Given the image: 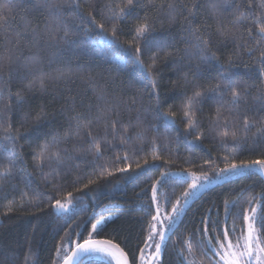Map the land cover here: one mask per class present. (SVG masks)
Returning a JSON list of instances; mask_svg holds the SVG:
<instances>
[{"label":"trees","instance_id":"1","mask_svg":"<svg viewBox=\"0 0 264 264\" xmlns=\"http://www.w3.org/2000/svg\"><path fill=\"white\" fill-rule=\"evenodd\" d=\"M62 2L72 7L61 13L65 24L57 26L46 10L41 13L34 7L42 0H0L12 41H5V33L0 29V55H7V47L19 58L12 65L5 63L0 67V89H3L0 108L10 103V108L0 113V147L9 144L2 138L9 116L14 130H29L28 138L17 142L23 163L17 161L12 175L0 180V264H61L57 248L62 242L70 245L68 251H71L90 234L93 239L120 244L131 261L135 258V264H140L139 249L144 248L151 215L156 214V204L152 201V186L156 181H160L159 200L171 210L177 198L183 201L182 193L191 183L176 176L177 173L212 174L214 167H224L226 155L239 162L257 159L264 153V142L253 143L258 130L264 129V109L257 99L264 92V75L259 64L264 41L257 45L259 36L255 29L260 0H252V9H248L247 0H234L241 8L223 16L213 14L210 5L223 4L224 0H138L136 10L122 21L108 19L111 15L108 5L122 6L127 0ZM170 2L177 5L175 10L167 7ZM161 4L164 6L160 7ZM9 7L11 12L7 10ZM241 11L246 19L237 36L248 41V47L254 49L251 54L246 48L238 47L242 40H224L217 32L222 25L230 26ZM90 12L96 24L103 23L106 31L88 23ZM190 13L195 15L192 28H200L206 37L211 36V51L219 57V63L201 65L206 70L200 72L196 67L200 57L195 53L176 63L174 57L165 60L160 53L157 69L161 103L157 111V101L149 95L148 81L141 79L142 69L132 64L134 48H142L145 66L152 63L150 58L157 52L158 43L168 45V52L176 54L180 50L183 55L188 47L185 41L192 39L185 30L189 25L184 20L185 16L192 18ZM145 17L152 23V31L147 41L135 40V26ZM217 19L221 20L220 25ZM113 23L119 34L115 42ZM248 27L253 28L254 37L248 36L245 30ZM50 31L55 33V38L48 37ZM16 41L19 43L13 47ZM33 57L39 59L38 65H31ZM229 61L239 65L232 71L245 82L247 104L241 105L238 115L225 113V127L223 119L219 125L214 123L218 104L206 99L193 117L196 127L189 128L182 104L185 95H192L193 90L174 89L172 82L183 83L185 73L196 71L200 76L197 83L206 89L228 70ZM41 77L44 87L40 86ZM29 81L35 82L31 88ZM15 93L24 97L22 106L12 95ZM224 98L229 100L230 94ZM168 112L174 115L166 123L160 113ZM76 117H80L82 124L91 121L90 128L77 129ZM245 118L252 125L247 131L243 126ZM114 121L115 132L111 130ZM37 126L39 131H32ZM232 130H237L241 138L234 154V142L230 138L225 142L220 135ZM53 138L62 141L60 163L45 161L39 169L33 155L39 145ZM94 140L101 144L99 158L90 150ZM7 160V155L0 154V171L7 167ZM121 168L126 170L118 171ZM161 173L168 175L161 178ZM90 180L95 183H89ZM262 194L264 175L247 172L203 191L186 206L166 237L161 264H181L179 252L184 247L183 241L192 235L195 244L205 227L209 229V237L220 235L225 227L231 228L233 221L239 228L243 223L242 211L251 214L252 208L257 212L264 210ZM56 199L65 205L71 200L74 209L57 211L52 207ZM225 201L236 202L235 206L229 205L228 216ZM97 221H101V228L98 234H93L92 225ZM82 261L109 264V257L88 256Z\"/></svg>","mask_w":264,"mask_h":264},{"label":"snow or ice","instance_id":"2","mask_svg":"<svg viewBox=\"0 0 264 264\" xmlns=\"http://www.w3.org/2000/svg\"><path fill=\"white\" fill-rule=\"evenodd\" d=\"M139 6L138 0H127L122 6L118 5H108V10L111 12V15L108 17L111 21H122L125 16L131 15L132 12L136 10ZM164 5L161 4L160 7ZM175 3H168L167 7L171 10H175ZM213 14H220L223 16L226 12L231 14L233 10H238L241 8L240 3H235L234 0H224L223 4H216L213 2L211 5ZM37 11L43 13L45 10L48 13L49 17L53 18L54 23L57 26L64 25L65 22L61 19V13L66 10L67 7H72V5H66L62 0H42V3L34 5ZM79 7V5H76ZM181 8H187V5H181ZM193 7H196L193 5ZM248 9H252V0H247ZM4 5H0V29H3L5 35L3 39L8 43H12L9 39L10 32L7 25V16L3 14ZM259 16L257 17V23L255 24L256 32L258 33L259 38L256 40L257 45L261 41H264V0H260L258 5ZM8 12H11L12 9L9 7ZM79 15V14H78ZM192 16L191 19L185 16L184 20L189 25L186 31L190 32L192 37L191 40H186L185 43L188 44L183 50V55L180 54V50H177L176 54L166 51L168 45L165 44H156L157 52L152 55L150 58L152 63L148 66H145L144 60L141 58L143 55L142 48L136 46L134 52L136 55L132 58V64L139 66L141 71V79L148 81L150 86L149 95L156 99L157 101V111L160 107V94L158 89L161 87L160 74L157 69V60L160 59V53H163V58L165 60L173 58V63H176L179 60H183L186 57L190 58L192 53H195L200 57V64H198L197 70L202 72L206 69H201V65H211L213 61L219 63V57L216 56L214 52L211 51V36H205V32L200 28H192V25L195 21L194 13H190ZM89 21L88 23L96 24L95 17L92 16V13H88ZM83 20V17H80ZM175 21V17H171ZM246 19L244 12H240L239 15L231 21V25H222L217 28V32L220 37L224 40L233 39L237 41L242 40V44H238V47L242 46L247 49V52L251 54L254 49L248 47V41L244 40L242 36H237L239 27L243 25L244 20ZM217 24H221V20L217 19ZM96 27L101 31H106L105 25L103 23L96 24ZM152 23L148 20L147 17L143 19L142 22L138 23L135 26V40L147 41L151 31ZM236 30L233 31L232 29ZM64 30V35L67 36L68 32L66 27ZM89 31L93 29L89 28ZM249 37H254V30L252 27L245 29ZM48 37L50 39L55 38L54 32H48ZM36 37L35 29L33 30V39ZM112 40L113 42L119 40L118 28L115 23L112 27ZM19 41L13 43V47L18 45ZM7 55H0V67L6 63L12 65L16 62L18 57L14 55L12 49L5 47ZM39 59L33 57L31 59V65L35 66L39 64ZM259 64L261 66L260 72L264 75V47L260 49ZM239 65L234 61L228 62V70L220 74V79L213 85L204 89L200 84L197 83L200 76L196 71H190L185 73L183 76V83L179 81L172 82L174 89H187L191 88L192 95H185L184 102L182 104V110L184 117L187 119V124L189 128L194 129L197 125V121L193 119L198 111H200V105L207 99L215 101L218 104L216 110V123L220 124L221 119L224 121V126L227 127V116L232 115L233 113L239 114V110L242 104H247L245 96L247 95V89L245 87V82L239 78V74L235 71H232L233 68H238ZM247 67V65H245ZM62 75V74H61ZM189 76L192 78L189 79ZM40 86L44 87V78H40ZM34 81H29L28 87L31 88L34 86ZM225 94H230V99L225 100ZM3 95V89H0V96ZM17 98V103L21 106L25 103L24 97L20 93L12 94ZM257 99L261 102L260 106L264 109V92H261L260 96ZM134 103V102H133ZM10 108V103L5 104L4 108H0V113L4 109ZM246 112V110H245ZM27 115V114H26ZM160 115L165 119L167 123L168 120L174 115V113H160ZM77 129L81 127L90 128L91 121L88 124H82L80 122V117H76ZM233 119H236V116H233ZM8 123L3 127V139L8 141L9 144H5L0 147V154L7 155V167L3 171H0V180L12 175V167L15 166L17 161L23 163L22 157L18 154L17 142L20 139H27L29 130L25 129L24 132L19 130H14L13 125L11 124V116L8 117ZM244 129L247 131L252 125L249 124L247 119L244 120ZM111 130L115 132L116 122H112ZM32 131H39L38 126ZM108 131L106 126L105 132ZM259 134L256 136V141L264 142V129L258 130ZM79 135V132L76 133ZM88 135L91 136V131L88 132ZM221 139L225 142L230 138L234 142L233 154L237 147H239L241 138L237 136V130L223 131L220 133ZM67 137L64 138V141H67ZM199 139V136H197ZM62 141L56 140L53 138L51 141H45L43 144L38 146V151L33 155V160L36 162L35 166L39 169H42V165L45 161L55 160L58 164L60 163V151L59 144ZM124 142L123 140L121 141ZM22 147V146H21ZM55 149V151L53 150ZM90 150L94 151V155L99 158L102 155L101 144L99 141L94 140L91 145ZM119 159V157L117 158ZM147 163V161L145 162ZM102 168L104 166H101ZM139 167V166H138ZM126 169H118V171H125ZM256 174L259 173L264 175V153H261L260 157L257 159L249 160H236L232 157H224V167H214L212 174L209 175L207 172H202L199 175L196 173H190L191 183L188 184L187 189L182 193L183 203L180 198H177L176 202L172 204V214L166 215L161 212L159 200L157 197L158 188L157 185L160 181L152 186V201L156 204L155 215H151V220L148 224V233L144 241V248H140L139 261L140 264H153L156 262L158 264L161 254H162V245L167 236V232L175 224L180 213L183 212L184 205L189 201V198L196 195V193L205 187L206 184L213 182H221L230 177L239 176L244 173ZM110 174V173H109ZM168 175V173H161V178ZM89 183H95V181H89ZM88 185H85L87 187ZM71 197V193L68 194ZM264 195V194H262ZM235 201H225L224 210L226 216L230 215L229 205L235 206ZM72 201H68V206L64 203H61L60 199H56L52 204V207L57 211L67 212L70 210ZM243 223L239 228L235 221H233L232 227H225L220 235L215 237H209V229L205 227L203 229V235L196 243H193V237H190L183 241L184 247L180 249L179 255L181 257V264H264V210L257 212L256 208L251 209V214L242 211L240 213ZM159 226V227H158ZM101 228V221H97L92 225V233L98 234ZM78 235V234H77ZM158 237V239H157ZM151 241V243H149ZM61 247L57 248V255L59 256L61 252ZM154 248V251L149 255H146L145 250ZM185 251L187 255H184ZM197 252L200 256L197 258ZM91 253H102L109 257V264H112L114 261L115 264H135V258L132 261L129 260L128 253L118 243H114L112 240H97L93 239L90 234L89 238L84 240L83 243H76L74 246V251L71 255H64L61 259L63 264H83L82 257L89 255ZM207 258V260H205Z\"/></svg>","mask_w":264,"mask_h":264},{"label":"rangeland","instance_id":"3","mask_svg":"<svg viewBox=\"0 0 264 264\" xmlns=\"http://www.w3.org/2000/svg\"><path fill=\"white\" fill-rule=\"evenodd\" d=\"M189 174H190V173H188V172H179V173L176 174V176L184 177V178H187V179H189V180L191 181ZM198 175H199V174H198ZM209 175H211V174H209ZM235 177H237V176L230 177V178L225 179V180H223V181H221V182H213V183H210V184H206L205 187H203L202 189H200V190L196 193L195 196L189 198L188 203H187L186 205H184L183 212L180 213L179 217L184 213L186 206L189 205V204H190L195 198H197V197H198L203 191L207 190V189L210 188V187H213V186H215V185H218V184H220V183H222V182H224V181H227V180L233 179V178H235ZM157 197H158V195H157ZM158 200H159V198H158ZM182 200H183V198H182ZM182 203H183V201H182ZM159 204H160L161 212H162L163 214H166V215H171V214H172V208H171V210H169V209H168L163 203H161L160 200H159ZM66 206H68V205H66ZM70 207H71V210H73V209H74V204H72ZM179 217H178V218H179ZM178 218H177L175 224L172 226V228L167 232V236H168L169 233L172 232V230L174 229V227L177 225ZM158 227H159V226H158ZM167 236H166V237H167ZM157 239H158V237H157ZM149 243H151V241H149ZM69 246H70V245H68V244H66V243L62 246V248H61V252H60V254H59V256H58V259H59L60 261L63 262V260H62L61 258H62L64 255H69V253H70V251H68ZM153 251H154V248L146 249V250H145L146 255H149V256H150V254H151ZM90 256H92V257H94V258H97V259H100V258H102L103 256H106V255H104V254H102V253H94V254H91ZM162 256H163V248H162V254H161V257H160V260H159L158 264H161ZM153 264H156V262H153Z\"/></svg>","mask_w":264,"mask_h":264},{"label":"water","instance_id":"4","mask_svg":"<svg viewBox=\"0 0 264 264\" xmlns=\"http://www.w3.org/2000/svg\"><path fill=\"white\" fill-rule=\"evenodd\" d=\"M95 239H97V240H108V239H103V238H95ZM82 243H83V242H82ZM114 243H115V242H114ZM72 251H74V248L70 251L69 255H71ZM124 251H125V250H124ZM125 252H126V251H125ZM126 253H127V252H126ZM91 254H94V253H91ZM91 254L82 257V260L85 259L86 257L90 256ZM128 256H129V255H128ZM129 260L131 261L130 257H129ZM61 264H63V262H62Z\"/></svg>","mask_w":264,"mask_h":264},{"label":"bare ground","instance_id":"5","mask_svg":"<svg viewBox=\"0 0 264 264\" xmlns=\"http://www.w3.org/2000/svg\"><path fill=\"white\" fill-rule=\"evenodd\" d=\"M60 108V107H59ZM62 120V119H61ZM91 204V203H90Z\"/></svg>","mask_w":264,"mask_h":264}]
</instances>
